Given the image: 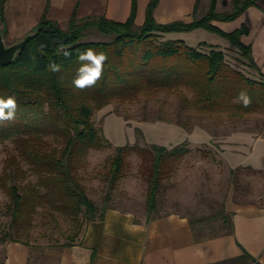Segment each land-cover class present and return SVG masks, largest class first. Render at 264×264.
<instances>
[{"label":"trees","instance_id":"1","mask_svg":"<svg viewBox=\"0 0 264 264\" xmlns=\"http://www.w3.org/2000/svg\"><path fill=\"white\" fill-rule=\"evenodd\" d=\"M255 1L232 0L230 10L218 11L216 0H210L207 12L200 17L188 22L159 23L153 16L158 0H149L140 25L134 23V1L123 22L104 16L76 18L72 15L68 26L62 29L43 13L13 60L0 65V99L12 97L17 105L14 119L0 120V142L10 139L15 149V153L5 157L0 174V186L10 196L11 226L25 225L35 208L44 202L74 220L79 214L87 216L84 220L102 215L86 195L77 172L90 148L109 145L99 128L94 126L91 116L94 110L112 101H129L159 91L175 92L183 86L192 95L191 100L184 96L185 103L207 113L225 109L228 102L238 99L241 91L247 92L251 103L245 107L239 100L234 107L240 114L264 108V76L259 74V79L248 77L231 67L218 45L211 44L210 50L203 52L182 39L157 40L165 33L202 28L226 39L255 70L250 45L241 41V36L248 33L247 27L242 24L224 31L213 23L234 20ZM4 2L0 0L1 22ZM89 29L112 35V38L109 41L83 40ZM198 44L206 45L204 41ZM61 48L70 55L58 54ZM86 48L103 51L108 59L103 77L96 86L80 90L75 88L73 80L81 66L79 52ZM53 62L61 65V71L48 69ZM47 135L56 144L51 145L45 140ZM188 151L185 141L170 148L157 143H151L150 148L137 144L115 146L104 180L111 190L123 175L126 157L137 152L145 182L144 211L148 217L163 215L165 213L152 216L157 211L156 198L161 182L169 178ZM21 161L26 163V168ZM28 172L35 176V181L27 179ZM11 178H17V183H8ZM222 215L224 225L230 226L229 215ZM82 221L77 224L78 228ZM192 230L196 239L227 231L202 234L194 227ZM7 241L18 240L12 238L11 232L0 230V244Z\"/></svg>","mask_w":264,"mask_h":264},{"label":"rangeland","instance_id":"2","mask_svg":"<svg viewBox=\"0 0 264 264\" xmlns=\"http://www.w3.org/2000/svg\"><path fill=\"white\" fill-rule=\"evenodd\" d=\"M111 38L112 35L89 29L83 40L109 41ZM164 39H182L203 52H208L209 45L213 43L229 44L223 37L202 28L165 33L157 38L158 41ZM200 41L206 45H199ZM8 43L5 39L4 44ZM221 49L231 67L248 77L260 78L233 46ZM184 96L187 100L192 99L190 91L180 86L175 92L142 94L136 99L112 101L94 110L91 120L109 141V145L99 149L90 148L77 173L86 195L94 204L129 207L140 214L145 208V182L137 152L126 157L123 175L111 190L104 180L114 147L137 144L150 148L151 143H158L168 148L171 144L185 141L189 151L174 167L169 178L162 180L156 198L157 211L152 216L179 211L188 215L196 232L218 234L229 229L228 225H224L221 213L226 191H238L237 196L243 201H247L250 196L264 194V160L262 170L256 171L250 166L230 169L219 152L228 147L231 140L250 142L257 137L264 138V108L240 114L234 107L239 99H232L225 109L207 113L187 105ZM204 132L209 133L210 137L202 144L199 141L203 140ZM44 139L51 145L56 144L50 135L44 136ZM253 151L256 153V149L253 148ZM11 152L15 153V149L10 139L0 142V174L4 159ZM245 157L242 154V158ZM21 162L26 168V163ZM16 179L11 178L8 183H17ZM27 179L36 180L30 172ZM9 202V194L0 186V230L11 232L12 238L20 242H30L33 247L32 256L38 258L39 264H56L60 247L74 241L79 229L77 224L87 219V216L79 214L78 219L74 220L44 202L35 208L25 225L12 227L8 213Z\"/></svg>","mask_w":264,"mask_h":264},{"label":"crops","instance_id":"3","mask_svg":"<svg viewBox=\"0 0 264 264\" xmlns=\"http://www.w3.org/2000/svg\"><path fill=\"white\" fill-rule=\"evenodd\" d=\"M132 1L136 9L134 23L140 25L149 0H5L0 35L8 44L20 41L33 32L43 13L62 29L68 26L72 15L104 16L123 22L130 14ZM209 2L158 0L153 16L159 23L188 22L206 12ZM231 7L232 0H216L218 11ZM213 23L224 31L242 24L247 27L248 33L241 36V41L250 45L255 71L264 76V0H256L232 21ZM215 45L228 48L230 44ZM203 134L199 141L202 144L210 137L207 132ZM229 144L219 152L230 169H263L264 138L250 142L231 140ZM242 154L246 157L242 158ZM237 195L238 191L229 189L222 201V211L230 218L229 230L202 239L195 238L188 215L179 211L148 217L144 210L138 214L129 207L95 204L102 215L80 223L74 241L58 250L56 264H264V194L250 196L247 201ZM31 249L30 242L1 243L0 264H39Z\"/></svg>","mask_w":264,"mask_h":264},{"label":"clouds","instance_id":"4","mask_svg":"<svg viewBox=\"0 0 264 264\" xmlns=\"http://www.w3.org/2000/svg\"><path fill=\"white\" fill-rule=\"evenodd\" d=\"M60 52H63L65 57L70 55L63 48L58 49V54ZM78 59L81 62V66L78 69L77 76L73 80V85L80 90L96 86L103 77L105 62L108 59L107 55L103 51L86 48L82 52H79ZM48 69L52 72H59L61 71V65L53 62L48 65ZM238 99L243 102L245 107L251 103V98L246 91H241ZM16 107L14 98L0 99V120L14 119ZM6 109L8 110L7 112L5 111Z\"/></svg>","mask_w":264,"mask_h":264},{"label":"water","instance_id":"5","mask_svg":"<svg viewBox=\"0 0 264 264\" xmlns=\"http://www.w3.org/2000/svg\"><path fill=\"white\" fill-rule=\"evenodd\" d=\"M32 34L25 35L20 41L5 45L0 35V65L11 62L16 52L24 45Z\"/></svg>","mask_w":264,"mask_h":264}]
</instances>
